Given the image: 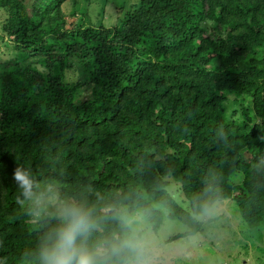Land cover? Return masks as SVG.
Masks as SVG:
<instances>
[{"label":"trees","instance_id":"obj_1","mask_svg":"<svg viewBox=\"0 0 264 264\" xmlns=\"http://www.w3.org/2000/svg\"><path fill=\"white\" fill-rule=\"evenodd\" d=\"M64 1L0 0V264H38L56 223L16 203L18 165L89 213L98 264L141 259L137 212L155 231L163 209L188 237L233 201L264 231V0H137L114 26L71 28ZM240 97L251 115L236 119L224 104Z\"/></svg>","mask_w":264,"mask_h":264},{"label":"rangeland","instance_id":"obj_2","mask_svg":"<svg viewBox=\"0 0 264 264\" xmlns=\"http://www.w3.org/2000/svg\"><path fill=\"white\" fill-rule=\"evenodd\" d=\"M136 2L138 1L65 0L60 5V11L66 28L81 24L114 26ZM121 7L123 10L120 12ZM2 20L3 14L0 12V24ZM204 26L210 29L212 25L207 23ZM5 39L3 36V42ZM7 58L8 50L0 44V60ZM83 88L78 91L79 99L87 96L86 89ZM249 103L245 97L237 100L230 98L224 106L228 108V115L234 114L236 119H240L251 115L248 111ZM168 179L167 192L186 209L187 204L183 201L178 184L172 178ZM229 181L238 184L240 176L233 173ZM48 197L51 203L44 211L55 218L60 207L58 195L51 189ZM160 210L163 220L155 231L140 212L129 215L128 226L136 239L135 246L140 248L141 259L138 260L141 264H264V231L251 230L246 226L233 201L215 204L209 211L198 216L201 230L188 237H182L188 230L186 225L168 218L167 212ZM136 261L129 260L127 264H136Z\"/></svg>","mask_w":264,"mask_h":264},{"label":"clouds","instance_id":"obj_3","mask_svg":"<svg viewBox=\"0 0 264 264\" xmlns=\"http://www.w3.org/2000/svg\"><path fill=\"white\" fill-rule=\"evenodd\" d=\"M12 180L18 192L16 203L30 216L41 215L51 203L48 197L51 189L47 192L37 191L31 172L20 165L13 170ZM55 219L56 223L41 240L38 264H98L84 246L92 227L89 213L77 204L66 203L58 208ZM136 264L141 262L137 260Z\"/></svg>","mask_w":264,"mask_h":264}]
</instances>
